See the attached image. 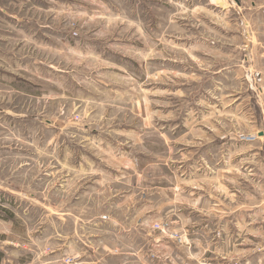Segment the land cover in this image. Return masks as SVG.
<instances>
[{
	"label": "rangeland",
	"instance_id": "374dc122",
	"mask_svg": "<svg viewBox=\"0 0 264 264\" xmlns=\"http://www.w3.org/2000/svg\"><path fill=\"white\" fill-rule=\"evenodd\" d=\"M14 1L2 264H263L264 0Z\"/></svg>",
	"mask_w": 264,
	"mask_h": 264
},
{
	"label": "crops",
	"instance_id": "0c3cea01",
	"mask_svg": "<svg viewBox=\"0 0 264 264\" xmlns=\"http://www.w3.org/2000/svg\"><path fill=\"white\" fill-rule=\"evenodd\" d=\"M26 2H30V0H15L14 1V3L17 5V4H22V3H25L26 4ZM14 17H16V19L18 20V21H21V20H24V18H22L21 19V14H18V16L16 15V14H14ZM2 189H4L2 186H0ZM3 191V190H2ZM11 192L12 193H19L18 191H16L15 189H12L11 190ZM257 206V205H256ZM160 222H162V221H160ZM209 222V221H208ZM197 222H195V224H196ZM202 223V225H203V227H210L209 226V224H207V220H204V221H202L201 222ZM173 225V226H172ZM171 226L173 227V228H178L179 230H186V229H184V227L183 226H181L180 224H171ZM176 226V227H175ZM188 230L189 229H187L186 231H185V233H187L188 232ZM189 233V232H188ZM195 233V232H194ZM191 236V235H190ZM191 238V237H190ZM197 237H193L192 236V239L193 240H200L201 238H199V239H196ZM191 240V239H190ZM160 241V240H159ZM201 241H203V244H207L208 245V247H209V244H210V242L208 243L207 241H206V239H201ZM168 242H171V244H173L174 245V247H177V248H182V247H184L185 246V244L187 243H185L184 245H178L176 242H174L173 240H171L170 241V239H168ZM163 243H161V244H159V246L160 245H162ZM187 245V244H186ZM176 248V249H177ZM178 250V249H177ZM173 252H174V254H176V252H175V250H173ZM182 253V251L181 250H178V256H177V258L179 259V261L181 262V261H186V262H190V260H188V258L189 259H191L190 258V256H188V255H182L181 254ZM0 254H1V261H0V264H2V262H4L5 261V259H6V255H5V251H4V248L3 247H0ZM66 257H70L71 255H68L67 253H66V255H65ZM64 255L62 256V253L61 254H49V255H47V251H46V253H45V258H53V259H59V258H61V261L63 262V259L64 258H66ZM230 260H231V258H230ZM235 261H238L239 262V260H235ZM255 262H257V260H256V258L252 255V254H249V255H247V256H244V257H242L241 258V261H240V263L239 264H255ZM62 264V263H61ZM63 264H65L64 262H63ZM198 264H213V263H210V262H208L205 258L204 259H202L201 261H199L198 262Z\"/></svg>",
	"mask_w": 264,
	"mask_h": 264
},
{
	"label": "built area",
	"instance_id": "2783aa9c",
	"mask_svg": "<svg viewBox=\"0 0 264 264\" xmlns=\"http://www.w3.org/2000/svg\"><path fill=\"white\" fill-rule=\"evenodd\" d=\"M74 35H77V32H74ZM242 140H246V141H253L255 140V136H250V135H243L241 136ZM105 219H107V217L105 216ZM163 224H156V229L161 230L163 232H166L168 229H172V226L169 222H162ZM169 231V230H168ZM170 232V231H169ZM170 234H172L171 237H173L172 239L176 240L179 244L183 243V238L180 234H178V232H176L175 230L172 229V231L170 232ZM175 241V242H176ZM258 251L261 252L262 254H264V242L263 244H261L258 247ZM73 260L72 257H67L65 258V263H71ZM233 264H239L238 261L233 262ZM264 264V263H263Z\"/></svg>",
	"mask_w": 264,
	"mask_h": 264
},
{
	"label": "trees",
	"instance_id": "16d2710c",
	"mask_svg": "<svg viewBox=\"0 0 264 264\" xmlns=\"http://www.w3.org/2000/svg\"><path fill=\"white\" fill-rule=\"evenodd\" d=\"M1 258H2V257H1V254H0V261H1Z\"/></svg>",
	"mask_w": 264,
	"mask_h": 264
}]
</instances>
